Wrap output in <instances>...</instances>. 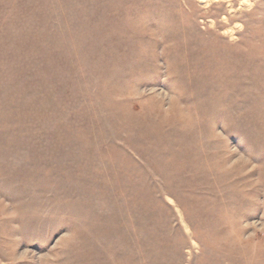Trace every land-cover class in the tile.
<instances>
[{
  "label": "rangeland",
  "instance_id": "1",
  "mask_svg": "<svg viewBox=\"0 0 264 264\" xmlns=\"http://www.w3.org/2000/svg\"><path fill=\"white\" fill-rule=\"evenodd\" d=\"M0 264H264V0H0Z\"/></svg>",
  "mask_w": 264,
  "mask_h": 264
}]
</instances>
